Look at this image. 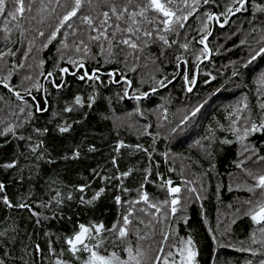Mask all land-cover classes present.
<instances>
[{"label": "trees", "instance_id": "1", "mask_svg": "<svg viewBox=\"0 0 264 264\" xmlns=\"http://www.w3.org/2000/svg\"><path fill=\"white\" fill-rule=\"evenodd\" d=\"M227 2L215 0V3L198 6V11L189 16L179 34L168 35L170 43L176 41L170 48L159 41L133 55H128L131 50L121 52L120 48H115L114 55L107 60L95 43L89 44L90 51L86 55L75 50L83 35V26L77 29L80 22L75 18L72 29L62 28L56 40L48 43L49 34L65 11L54 0L49 7L56 8V12L52 15L45 12L43 23L25 24L23 34L13 27L7 41L5 33L0 31V49L11 48L16 52L15 56L5 58L7 67L0 71V80L7 77L6 82L12 90L20 94H29L30 90L35 98L20 100L0 85V109L3 110L0 115L5 123L23 124L17 128L18 135L31 136L32 142L43 140L48 158L52 160L51 163L41 160L37 167L34 154L30 152V142L11 134L0 136V164L18 160L14 169L0 168V182L6 185L7 195L13 202L26 197L29 203L35 202L36 211L55 217L37 227L36 217L27 210L9 209L0 203V231L6 233L0 243L7 241L3 245V251L9 253L4 257L7 264H24V261L27 264H33V261L35 264H52L54 258L47 252L52 237H55L54 247L65 250L64 260L69 264H81L66 251L65 237L71 236L81 223H103L106 228H111L127 208V205H117L114 197L121 195L122 201L135 199L142 183L143 191L153 202L170 200L166 188L161 186L167 179L173 181V187L182 188L177 212L166 219L160 215L154 219V209L135 205L137 209L145 207L149 214L138 215L145 222L151 220L152 226L145 228L134 222L129 236L134 247L137 246L138 229L140 236H147L139 241L145 256L153 260L157 255L161 258L155 264H163L165 258L175 259L179 264L176 245L188 238L193 240L198 253L197 264H248V261L257 264L264 255V235L258 230L260 226L243 213L248 208L244 202L253 196L249 189L257 184V178L249 175V171L257 176L264 173V130L240 140L229 130V114L235 113L237 108L243 109L237 125L241 130L249 119L259 123L264 118L260 108L264 103V91L257 92L259 78L264 75V54L252 59L254 51L260 47L257 41L264 36V13L255 12L249 6L223 27L220 23L225 17L220 15L219 22L214 20L211 33L212 21H207L204 14L223 13ZM82 11H87V6ZM204 23L211 33L207 40L211 58L200 66L196 86L189 92L188 85H192L188 81L195 80L197 64L209 55L201 54L204 46L198 43ZM74 29H77L75 34ZM39 31L45 36H40ZM183 43H188L187 50L180 47ZM65 44L68 46L64 47ZM124 56H127L126 61L122 60ZM177 57H180L179 61ZM69 58L82 61L89 74L99 69L113 71L115 82L128 78L132 83L130 96L153 92L146 97L128 99L124 93L129 83L116 84L112 76L100 74L97 81L80 80L82 70L77 75L67 74L64 85L57 88L62 82L60 69L67 66L73 71L76 68L68 62ZM49 72L55 83L51 77L46 83L48 109L38 112L37 104L41 109L46 107L43 80ZM161 80L164 86L158 83ZM77 95L84 98V106H75L72 112H65L64 108L71 106ZM91 96L95 101L89 107ZM244 104L248 109L243 108ZM197 107L200 110L193 116ZM65 123L71 128L60 133L58 126ZM35 128H47L48 131L37 136ZM121 142L129 147L120 148L117 153L115 148ZM136 145H142L148 152L138 150ZM77 147L80 151L78 159L63 158ZM113 158L119 172L132 170V174L123 180V187L129 190L127 193L121 192L118 181L101 179L119 174L112 164ZM93 169L99 171L100 176L94 175ZM145 169L151 172L147 182ZM86 182L90 187L83 194L76 190ZM102 187L105 192L98 200L92 204L80 202L81 195L85 200L91 199ZM193 187L195 193L185 190ZM54 190L65 197L63 203H53L48 209L39 208L38 205L48 201ZM259 191L257 188L256 192ZM68 194L73 197L71 200L66 199ZM166 210L162 209V212ZM253 233L256 243L252 241ZM105 235L109 240L113 239L112 234ZM37 243L44 249L43 256L33 250L32 246ZM241 247L255 249L257 255L238 250ZM159 248H163V252L156 251ZM114 250L127 258V253L119 247H109V252ZM169 252L172 257H168ZM80 255L86 257L87 253Z\"/></svg>", "mask_w": 264, "mask_h": 264}, {"label": "snow or ice", "instance_id": "2", "mask_svg": "<svg viewBox=\"0 0 264 264\" xmlns=\"http://www.w3.org/2000/svg\"><path fill=\"white\" fill-rule=\"evenodd\" d=\"M53 0H0V24L3 25V28L0 31L5 33L4 39L7 41L8 36L10 35L12 28L15 27L21 30V34L26 30L25 24L30 25L32 21H38V23L44 22V14L47 12L49 15H52L56 12V8H50L49 5ZM54 3L61 9L65 11L60 15L57 20L55 28L51 31L48 36V43H51L53 40H56L58 34H61L62 28H73L74 18L79 20V25L83 26V35L81 36L79 43L76 44L75 50L77 52L83 51L85 55L90 51L89 44L95 43L99 48L100 53L105 56V59H109L114 55V49L120 48L121 52L125 50H131L128 52V55H133L134 53L142 52L144 48L148 47L151 43L155 41L161 42L167 47H171L176 41L169 42V34H179V30L185 28L186 22L189 16H192L196 11H198V6L206 5L209 3H215V0H54ZM87 6V11H82V9ZM249 6L255 9V12L264 13V0H228L225 4V11L219 15L206 13L205 18L207 21L216 20L219 22L220 15L225 17V22H227V17L229 15H234L241 11H247ZM39 17V20H38ZM221 27L224 25L221 24ZM74 29L73 34L76 30ZM203 35L199 39L198 43L203 45L202 53H209L211 50L207 46L208 36L211 35L207 31V24L204 23V27L200 30ZM253 31H256L253 28ZM264 32V29H262ZM40 36H45L43 31H39ZM260 44V47L254 51L252 59H255L256 56L264 54V36L257 41ZM47 47V44L44 45ZM68 45L65 44L64 47ZM122 46V47H121ZM181 48L187 50L189 45L188 43H183L180 45ZM16 52H13L11 48L7 50L0 49V71H4L7 67L6 57L15 56ZM138 58V57H136ZM122 60L126 61L127 56L122 57ZM177 60H180V57H177ZM70 64L74 65L78 69L84 68V63L82 61H76L69 58L68 61ZM23 67V65H20ZM134 70V69H133ZM62 73L68 72L67 68L60 69ZM99 69L94 70L91 74L85 71L82 75L79 76L80 80H90L97 81L99 80L98 75ZM9 76L11 72L9 71ZM49 77L52 76V73L47 74ZM72 75H76L75 72ZM112 73H109V76H112ZM187 80V77H185ZM7 77L0 80V83L3 84L4 88H9V84L6 82ZM131 83L130 81H126ZM260 88L257 89V92L264 91V75L259 78ZM161 86H164V81L161 80L158 82ZM190 85L195 84V80L188 81ZM63 85H57V87H62ZM29 94H30V90ZM188 91H192V87H188ZM15 96L23 100L20 92H15ZM124 95H127L125 91ZM95 101V97H89L88 106L91 107V103ZM47 103V101H46ZM85 104L84 98L77 95L74 97L73 104L71 106H66L64 108L65 112H72L75 106L83 107ZM244 109H248V105L244 104ZM262 111H264V103L260 105ZM37 111H47V108H39L37 106ZM200 109L197 107L192 115L194 116L196 112ZM21 112L24 109H20ZM243 109L237 108L235 113L229 114V130L237 134V138L240 140L246 139L250 133H254L258 130H264V118L260 119V122L248 120V123L242 127H237L240 123L239 114L242 113ZM3 110L0 109V113ZM233 116L236 118L234 119ZM186 119V118H185ZM0 136H8L11 134L17 139L27 140L30 142V152L34 154V159L37 162V167L39 161L47 160L51 163L52 160L48 158L47 150L44 148L43 140H37L32 142V137H25L24 135L17 134V128L23 127V124H10L5 123L3 115H0ZM221 127H223L221 125ZM71 125L64 124L58 126V131L60 133H66L70 130ZM48 131L47 128H35L34 132L37 136H42ZM228 141H225L227 143ZM129 147L123 142L119 143L115 151L118 153L120 148ZM138 150L148 152L147 149L143 148L142 145L135 146ZM90 151H95V148H90ZM167 155V154H165ZM80 156V151L77 148L73 149L71 155H65L64 159H78ZM149 159H151V154H149ZM264 159V158H262ZM18 160L13 159L11 162L0 164V168L4 169H14L17 167ZM114 167H117L118 175L113 176H102L101 179L105 181H118V187L122 193H127L129 190L123 187V180L132 174V170L119 172L117 161L115 158L112 160ZM239 166V165H238ZM93 174L100 176L99 171L96 169L92 170ZM150 169H145V182H147V177L150 175ZM249 175L255 176L257 178V184L254 188H250L249 191L253 192V196L246 200L244 203L248 205L247 210L243 213L250 217V219L258 226L259 232L264 235V173L258 174V176L251 171ZM188 183V182H186ZM173 181L171 179L163 180L162 187L166 188L167 194L171 199L165 198L163 201L153 202L149 194L146 191H143L144 183L141 184L140 189H137V197L132 200H123L121 195H116L114 197L115 203L117 205H127L126 211L122 212L118 217L117 221L113 223L111 228H106L103 223L97 224H88L83 223L79 224L76 229L73 230L71 236L64 238V244L67 246L66 251L71 254L75 260L80 261L81 264H155V262L160 261V256L157 255L154 260L145 256L144 251L139 246V241L147 239V236H140L139 230H136L137 236V246H133L132 242L129 240L130 233L133 231L134 222L143 224L145 228L152 226V221L145 220L138 214L142 213L144 216H147L149 213L146 211L145 207L137 209L135 205L143 204L147 209H154L152 213L153 218L155 219L157 215L162 216L164 219L167 218L169 214L174 215L177 212V205L180 204V193L182 188L180 186L173 187ZM89 183H84L76 187V190L80 193H84L86 188H89ZM260 189L257 193L256 189ZM188 192L195 193L196 188H186ZM105 192V188H100L94 193L91 199L85 200L84 196L81 195L80 202L83 204H92L94 201L98 200ZM73 197L71 194H68L66 199L71 200ZM65 197L58 191L54 190V194L50 197L48 201L41 202L38 207L43 209H48L52 204L61 205ZM0 203H2L6 208L9 209H24L27 210L32 217H36L35 224L39 227L44 221L55 217H48L43 215V213L35 210L33 205L35 202L29 203L26 197H21L17 202H13L6 192V185L3 182H0ZM162 209H167L162 212ZM157 223L160 221L157 220ZM105 233L112 234L113 239L109 240ZM6 235L5 232L0 231V238ZM163 235V234H162ZM215 239V237H213ZM163 239L166 241L167 236H163ZM252 241L256 243L255 233L252 234ZM264 242V241H262ZM7 241L0 243V264H7L5 256L9 253L3 251V245ZM243 245V241L240 242ZM55 237L49 239V246L47 249L48 254L53 257L52 264H69L67 260L63 259L65 250H57L54 247ZM178 247L177 256L179 258V264H197L196 257L198 255L195 250V245L191 238H188L186 241H179L176 245ZM33 247V250L36 254L41 256L44 255V249L37 243ZM109 247L120 248V251L127 253V258H122L117 251L109 252ZM238 250L251 252L253 256L257 255V251L252 248L241 247ZM158 252H163V248L156 249ZM81 253H87L86 257H82ZM168 257H172V253L169 252ZM23 259V258H21ZM24 264H27V261H24ZM35 264V261H33ZM163 264H177L176 260L173 259L169 261L167 258L163 260ZM248 264H253L252 261H248ZM257 264H264V255L257 262Z\"/></svg>", "mask_w": 264, "mask_h": 264}, {"label": "water", "instance_id": "3", "mask_svg": "<svg viewBox=\"0 0 264 264\" xmlns=\"http://www.w3.org/2000/svg\"><path fill=\"white\" fill-rule=\"evenodd\" d=\"M236 14H237V13H235L234 15H229V16L227 17V21H228L229 19H231L233 16H235ZM221 24H223V25L226 24L225 19H224V21H223L222 23H220V25H221ZM214 27H215V22H214V20H212V29H211V33L213 32ZM207 40H208V39H207ZM206 43H207V41H206ZM210 58H211V52H209V55H208V57H207L206 59H202V60L199 61V63L197 64V66H196L195 84H193V85L191 86V87H192V91H193V89L195 88L196 83H197V80H198V75H199V68H200V66H201L206 60H209ZM64 68H67V69H68V72H66V73H62V82H61L60 85H64V82H65V80H66V76H67V74L72 75V73L75 72L76 75H77V74H79V72H80L81 70L83 71V73H84L85 71H87V67H86L85 64H84V68H83V69H78V68L76 67L73 71H71V70L69 69V67H67V66H65ZM87 72H88V71H87ZM109 73H112V74H113V75H112V80L115 82L116 74H115L113 71L102 72V71L99 70V72H98V74H100V75H109ZM50 77H51L53 83H55L54 76L52 75V76H50ZM50 77H49L48 75H46L45 78H44V80H43V97H44V99H45V102L47 101V98H46V83H47V80H48ZM126 81H130V80H129L128 78L124 77V78L120 79L119 81H117V82H115V83H116V84H122L123 82H126ZM0 85L3 86L2 83H0ZM188 87H190V86L188 85ZM9 88H10V86H9ZM57 88H61V87H57ZM10 89H11V88H10ZM131 89H132V83L129 84V86H128L127 90H126V92H127V95H126V96H127L128 99H131V98H139V97H146L148 94H150L151 92H153V91H150V92H148V93H147L146 95H144V96H130ZM192 91H191V92H192ZM11 92L14 94L16 91L12 90ZM21 96H23V98H32V99L35 100V98H34V96H33L32 94H21ZM37 106H39V104H37ZM39 108H40V106H39ZM46 108L48 109V101H47V103H46ZM38 112H45V111H38Z\"/></svg>", "mask_w": 264, "mask_h": 264}, {"label": "bare ground", "instance_id": "4", "mask_svg": "<svg viewBox=\"0 0 264 264\" xmlns=\"http://www.w3.org/2000/svg\"><path fill=\"white\" fill-rule=\"evenodd\" d=\"M159 54V53H158Z\"/></svg>", "mask_w": 264, "mask_h": 264}]
</instances>
